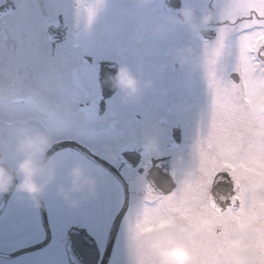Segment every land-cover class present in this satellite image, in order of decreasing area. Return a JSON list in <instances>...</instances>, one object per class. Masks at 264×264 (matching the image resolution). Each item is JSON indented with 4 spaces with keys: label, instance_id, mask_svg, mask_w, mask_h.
I'll use <instances>...</instances> for the list:
<instances>
[{
    "label": "snow or ice",
    "instance_id": "6c2138e0",
    "mask_svg": "<svg viewBox=\"0 0 264 264\" xmlns=\"http://www.w3.org/2000/svg\"><path fill=\"white\" fill-rule=\"evenodd\" d=\"M208 2L218 24L214 38L192 42L208 66L195 124L170 162L162 159L155 139L118 145L136 147L137 169H143L134 170L138 198L131 205L122 200L120 210L129 235L177 223L194 243L198 233L206 235L212 246L205 257L220 255L225 247H247L264 256V120L248 110L251 98L264 96V0H248L243 10L232 0ZM0 5V139L9 147L18 127L84 147L107 135L115 125L104 123L112 112L97 115L101 61L125 60L139 76L154 79L146 111L158 95L191 89L189 79L167 76L165 48L182 37L174 33L160 43L151 35L163 0L150 11L109 18L95 32L105 0H0ZM60 14L69 33L53 50L47 30L59 26ZM153 168L163 177L162 190L147 179Z\"/></svg>",
    "mask_w": 264,
    "mask_h": 264
},
{
    "label": "clouds",
    "instance_id": "9594fccd",
    "mask_svg": "<svg viewBox=\"0 0 264 264\" xmlns=\"http://www.w3.org/2000/svg\"><path fill=\"white\" fill-rule=\"evenodd\" d=\"M159 2L130 0L134 8L142 12L154 9ZM232 3L240 10L248 7V0H232ZM217 24L215 11L197 16L185 0H181L179 9L169 11L162 21L153 22L151 35L164 43L171 33L185 29L195 40ZM165 55L171 64L188 73L204 75L208 70L202 54L192 43L165 48ZM113 67L114 71L105 76L103 83L114 91L120 104H137L145 95L154 92L155 82L151 76L141 77L125 63L115 62ZM248 110L252 118L264 120V96L251 98ZM14 136L11 147L0 139V195L12 193L20 201L26 199L30 205L39 206L47 189L55 185L56 195L69 208L97 196L102 180L80 162L67 166L63 183H56L57 170L65 167V163L49 155L53 140L46 132L18 127ZM236 235L242 236L241 233ZM124 246L127 264H264V256H258L255 250L247 247H225L220 255L205 257L202 253L212 246L206 235L198 233L194 243L177 223L134 230L132 235L126 230Z\"/></svg>",
    "mask_w": 264,
    "mask_h": 264
},
{
    "label": "flooded vegetation",
    "instance_id": "af4514ba",
    "mask_svg": "<svg viewBox=\"0 0 264 264\" xmlns=\"http://www.w3.org/2000/svg\"><path fill=\"white\" fill-rule=\"evenodd\" d=\"M185 2L193 9L197 16L209 10L214 11L208 0H185ZM163 4L167 6V10L161 9L162 14L159 19L161 21L169 11L181 7V0H163ZM2 8V5H0V9ZM128 10H136L130 3V0H105L104 8L98 13L96 21L92 26L93 32L103 28L109 18L119 16ZM57 19L59 26H50L47 30L48 34L52 37L53 50H55L56 45L63 44L66 41L69 33V28L64 24L63 14H60ZM174 33L182 37L175 46L193 42L190 33L185 29H177L170 35ZM115 62L127 64L136 73L133 65L125 60H105L100 62L101 74L99 87L103 99L98 105V110H101L98 116L105 117L106 113L112 112L114 115L108 117L104 123L106 127L113 123L115 126L111 128L107 135H103L93 141H86L85 143L88 144L86 148L114 167H116V164V168L122 175V163L118 160L122 156V148H118V145L130 143L125 141L128 134L127 124L122 121V110L130 109L134 111L132 118L134 120L133 127L136 128L135 143L141 144L148 139H155L159 150L164 153L162 159L170 162L172 154L185 144L188 127L190 125L194 126L195 124L198 111V98L202 97L204 88L201 75L197 72L191 73L189 76L188 72L178 69L168 61L167 76L174 79H189L191 89L184 95H158L152 98L153 103L150 109L146 111L145 108L149 103V97L144 96L141 102L137 104L122 105L119 103L114 91L103 83L105 76L114 71L113 64ZM106 94L109 95L105 97ZM173 131L175 133L177 132L178 135L172 136ZM73 141L77 142L75 140ZM129 145L134 144L130 143ZM131 148L133 149L136 163L133 167H123V169H128L131 172V180L134 181V170L142 173L143 169H137V165L140 163V151L136 147ZM64 150L68 151L65 152ZM70 153H73L77 158L85 161L91 167L95 166V163L85 158L82 154L67 147L54 150L49 155L62 158L64 155ZM126 155L132 156V153L128 151ZM101 170L104 171L105 169L101 167ZM65 171L66 168L63 170L59 168L57 170L56 183H63L62 177ZM155 172H158V170L153 168L149 173ZM119 187L122 193V188L120 185ZM127 189L131 196L139 193L135 183L130 184L128 182ZM98 190L101 193H98L95 198L82 202H88L89 206L91 204H98L102 200L106 203L105 205L112 204L110 201L111 189L100 184ZM49 193L56 195L55 185L50 186L42 198V203L46 211L47 225L42 223L37 206L30 205L26 199L24 201L18 200L12 193L9 195L0 212V264H69L65 250L67 244L66 235L68 229L74 226V224L67 225L64 222V216L61 212L63 208H66L67 212H69L70 208L60 198L49 197L47 199ZM12 196L14 197L10 198ZM17 201L19 205H16ZM47 202H50L51 206L54 207V211L49 210V204ZM132 203L133 200L128 197V204L131 205ZM97 213L94 214V211H91L90 215L86 216V218L95 220L94 216ZM100 213L103 214L101 218L110 215L106 211H100ZM44 240H46L45 244H43ZM29 247H33V249L14 255L17 251Z\"/></svg>",
    "mask_w": 264,
    "mask_h": 264
},
{
    "label": "rangeland",
    "instance_id": "374dc122",
    "mask_svg": "<svg viewBox=\"0 0 264 264\" xmlns=\"http://www.w3.org/2000/svg\"><path fill=\"white\" fill-rule=\"evenodd\" d=\"M133 112L134 111L130 110V109L122 110V121L127 124L126 126H127L128 136L126 137L125 141L133 143L135 145L136 144L135 143L136 142V137H135L136 128L133 127V121H134L132 118ZM61 159H63L64 163H65V167H63L62 170L65 169L67 166H69L70 163L72 164L73 162H80V163L84 164L93 174L98 175L101 178L102 183L105 182L112 187V182L109 180L107 175L104 174V172H102V170L99 167L93 166L95 169V170H93V167L89 168L85 161L77 158L74 154H71V153L64 155ZM115 166L117 167L116 164H115ZM121 172H122V176L126 180L128 179V182L130 184L134 183L135 180L134 181L131 180V172L128 169L125 170L122 168ZM100 193H101V191H100ZM111 195L113 196V199H112L113 200V206H106L105 205L106 203L102 200L101 201L102 205L97 204V206L95 208H93L94 213H95L96 209L101 207V208H103V211H106L107 209H109L111 214H112V215L110 214V216H108L106 218H104V217L101 218V220L97 219L96 224L98 223V221H100L99 226L95 225V223H94L95 220H89L88 218H86V216L90 215V212L92 211V207H93L92 204L90 206H85V205H81V203H80L77 207L70 208L69 212H67L66 208H63L61 214L64 216L63 217L64 222L67 225L74 224V225L84 226V228H87L91 233L93 232L97 239L99 238L98 239L99 243H102L104 238H105V235H106L107 225L109 224L111 217L114 215V212L117 210L118 204L120 203L119 200L121 199V192L119 194V192H117V189L115 186L112 187ZM138 196H139V193L137 195H133V197H131V199H133V203L135 201L134 199H137ZM13 197L14 196H12L10 198H13ZM49 197L50 198H54V197L59 198L57 195H55L53 193H49V196H47V199H49ZM15 198H16V196H15ZM47 204H49V207H48L49 210L54 211V207L51 206L50 202H47ZM16 205H19L18 201H17ZM128 205H130V204H128ZM95 219H96V217H95ZM124 240H125V224H124V218H123V221H122V223L118 229L117 238L115 239V243H114V247L112 250V255L110 257L109 264H127L126 256H125Z\"/></svg>",
    "mask_w": 264,
    "mask_h": 264
},
{
    "label": "water",
    "instance_id": "95a60500",
    "mask_svg": "<svg viewBox=\"0 0 264 264\" xmlns=\"http://www.w3.org/2000/svg\"><path fill=\"white\" fill-rule=\"evenodd\" d=\"M62 144H64V143H58L57 146H60ZM8 195H9V193L8 194H4L2 196V198H1V201L4 202L6 200V198H7ZM0 206H1V204H0ZM41 215H42V217H44V211H42ZM120 215H121V211L116 216V218L114 220V223H113V226L111 227V231H110V235H109V240L112 239V236H113L114 231H115V226L117 225V222L119 220ZM69 242H70V247H72V248L69 249L68 257H69V259H70V261H71L72 264H94L93 260L96 257V253L95 252L93 254H91L90 259H88V256L78 254V251L77 250L79 248L77 246L80 243L77 242V240L75 239V237H71ZM83 257H85V258H83ZM105 258H106V253L103 255V257H102V259L100 261V264H104L105 263V260H106Z\"/></svg>",
    "mask_w": 264,
    "mask_h": 264
}]
</instances>
